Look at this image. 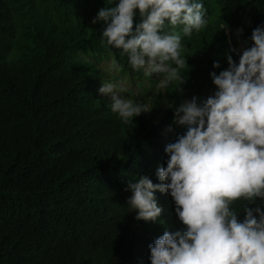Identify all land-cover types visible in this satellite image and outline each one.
Segmentation results:
<instances>
[{
  "label": "trees",
  "instance_id": "trees-1",
  "mask_svg": "<svg viewBox=\"0 0 264 264\" xmlns=\"http://www.w3.org/2000/svg\"><path fill=\"white\" fill-rule=\"evenodd\" d=\"M116 2L0 0V264H150L149 246L184 229L168 192L154 193L156 221L137 220L127 182L161 183L165 148L187 131L173 122L175 109L217 91L210 73L227 69L225 53L238 62L228 51L238 41L251 47L264 0H199L207 24L191 36L166 22L186 60L185 82L166 87L164 74L145 76L107 44L104 22L92 23ZM141 19L137 10L133 30ZM105 82H123L120 95L150 111L125 123L98 91ZM244 203L233 205L240 221ZM247 206L264 211V199Z\"/></svg>",
  "mask_w": 264,
  "mask_h": 264
},
{
  "label": "clouds",
  "instance_id": "clouds-1",
  "mask_svg": "<svg viewBox=\"0 0 264 264\" xmlns=\"http://www.w3.org/2000/svg\"><path fill=\"white\" fill-rule=\"evenodd\" d=\"M137 10L142 19L133 30ZM205 16L199 0H118L101 8L92 23L104 22L107 44L121 49L145 76L164 74L161 87H166L173 80L185 82L179 69L186 65L181 36L164 31L166 22L183 25V35L191 36L207 24ZM250 40L238 62L225 53L227 69L210 73L217 88L212 96L199 103L193 97L175 109L173 122L187 131L166 146V167L156 170L161 183L145 176L127 182L132 193L127 205L137 211V220L160 217L154 196L159 191L170 194L184 225L149 246L150 264H264V211L247 206L264 199V27L257 26ZM109 70L120 67L113 61ZM98 91L110 96L112 112L125 123L150 111L120 95L126 91L123 82H105ZM238 200L247 202L241 206L243 221L233 208Z\"/></svg>",
  "mask_w": 264,
  "mask_h": 264
},
{
  "label": "rangeland",
  "instance_id": "rangeland-1",
  "mask_svg": "<svg viewBox=\"0 0 264 264\" xmlns=\"http://www.w3.org/2000/svg\"><path fill=\"white\" fill-rule=\"evenodd\" d=\"M231 31V32H233V33H235V30L234 29H232V28H227L226 29V31L228 32V31ZM243 43L241 42V41H238V44L236 45V47H235V49H237V52L240 54V51H242L243 50Z\"/></svg>",
  "mask_w": 264,
  "mask_h": 264
}]
</instances>
